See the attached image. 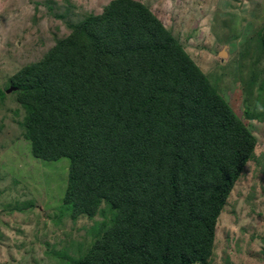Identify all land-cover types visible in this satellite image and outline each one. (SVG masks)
I'll return each mask as SVG.
<instances>
[{"label": "trees", "instance_id": "16d2710c", "mask_svg": "<svg viewBox=\"0 0 264 264\" xmlns=\"http://www.w3.org/2000/svg\"><path fill=\"white\" fill-rule=\"evenodd\" d=\"M11 83L34 156L70 159L64 208L116 213L62 264L208 262L257 141L151 9L111 1Z\"/></svg>", "mask_w": 264, "mask_h": 264}, {"label": "rangeland", "instance_id": "374dc122", "mask_svg": "<svg viewBox=\"0 0 264 264\" xmlns=\"http://www.w3.org/2000/svg\"><path fill=\"white\" fill-rule=\"evenodd\" d=\"M113 0H0V264H62L85 254L115 212L64 208L70 159L37 158L12 76L40 62ZM163 22L256 138L218 217L206 264H264V0H137ZM196 264H201L200 262Z\"/></svg>", "mask_w": 264, "mask_h": 264}, {"label": "water", "instance_id": "95a60500", "mask_svg": "<svg viewBox=\"0 0 264 264\" xmlns=\"http://www.w3.org/2000/svg\"><path fill=\"white\" fill-rule=\"evenodd\" d=\"M16 89V87L10 88L8 91L11 92L12 90Z\"/></svg>", "mask_w": 264, "mask_h": 264}]
</instances>
